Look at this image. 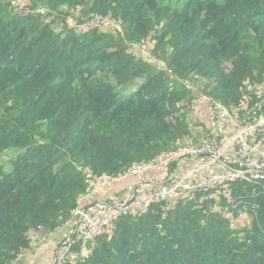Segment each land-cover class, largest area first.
Returning <instances> with one entry per match:
<instances>
[{
    "label": "trees",
    "instance_id": "trees-1",
    "mask_svg": "<svg viewBox=\"0 0 264 264\" xmlns=\"http://www.w3.org/2000/svg\"><path fill=\"white\" fill-rule=\"evenodd\" d=\"M16 3L0 0V264L69 226L93 182L178 151L196 98L264 116V0ZM57 264H264V180L124 214Z\"/></svg>",
    "mask_w": 264,
    "mask_h": 264
},
{
    "label": "built area",
    "instance_id": "built-area-1",
    "mask_svg": "<svg viewBox=\"0 0 264 264\" xmlns=\"http://www.w3.org/2000/svg\"><path fill=\"white\" fill-rule=\"evenodd\" d=\"M17 7L16 0H10ZM91 27L115 28L109 19H96ZM85 28V27H83ZM82 29V28H81ZM134 53L147 57L133 46ZM255 95H264L260 90ZM205 112L203 122L200 114ZM192 136L180 141L179 150L138 163L109 184L134 180L125 200H101L74 213L71 234L61 242L53 264L64 259L75 244L85 246L124 214H139L155 203L186 202L224 184L264 180V116L247 120L208 97L194 100L188 112ZM69 227V228H70Z\"/></svg>",
    "mask_w": 264,
    "mask_h": 264
},
{
    "label": "crops",
    "instance_id": "crops-1",
    "mask_svg": "<svg viewBox=\"0 0 264 264\" xmlns=\"http://www.w3.org/2000/svg\"><path fill=\"white\" fill-rule=\"evenodd\" d=\"M133 182L134 180L129 179L122 183L111 185L106 179H99L98 181L93 182L89 194L83 200V205L90 207L101 200L120 199V201H126L132 191ZM69 227L70 226L62 227L55 233L49 235L43 233L33 235L31 249L23 253L15 264H19L22 259H25L26 262H28L32 254L33 257L36 255L38 256L41 264H51L52 257H54L58 246L61 244L62 238L67 235L66 232ZM31 263L37 264L34 259Z\"/></svg>",
    "mask_w": 264,
    "mask_h": 264
},
{
    "label": "rangeland",
    "instance_id": "rangeland-1",
    "mask_svg": "<svg viewBox=\"0 0 264 264\" xmlns=\"http://www.w3.org/2000/svg\"><path fill=\"white\" fill-rule=\"evenodd\" d=\"M204 116H205V112H203L202 114H200V118H201L202 122H203V117H204ZM119 200H120V199H119ZM245 224H246V220H243L242 218H241V219H237V220H235V221L233 222V225H234L235 227H237V228L243 227ZM72 230H73V226H71L70 228H68V231H67L66 233L69 235V234H71V231H72ZM63 239H65V238L63 237L62 240H61V242L63 241ZM59 246H60V245H59ZM59 246H58V248H59ZM57 250H58V249H57ZM56 254H57V251L55 252L54 257H52L51 264L54 263V260H55V258H56ZM33 259H34V261H35L37 264H41V262H40L38 256L36 255V256L33 257V254L31 255L30 260H29L28 262H26L25 259H22V260L20 261L19 264H32L31 262H32Z\"/></svg>",
    "mask_w": 264,
    "mask_h": 264
}]
</instances>
